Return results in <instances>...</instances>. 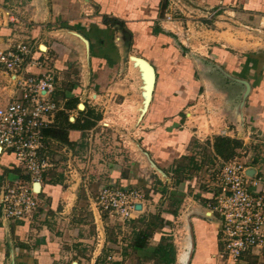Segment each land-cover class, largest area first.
Here are the masks:
<instances>
[{
  "label": "crops",
  "instance_id": "1",
  "mask_svg": "<svg viewBox=\"0 0 264 264\" xmlns=\"http://www.w3.org/2000/svg\"><path fill=\"white\" fill-rule=\"evenodd\" d=\"M179 1L182 14L170 21L165 19L168 0H0V49L25 41L48 52L58 109L54 124L45 131L66 133V143L45 133L55 141L50 151L54 166L43 178L37 210L29 218L0 221V264H84L85 257L93 264L100 256L110 220L97 210L94 196L108 184L136 183V165L140 170L143 165L106 134L91 137L87 133L92 127L71 128L68 122L92 120L84 97L94 94V100H102L114 91L125 93L117 86L129 67L137 75L141 99L130 124L140 127V136L129 138V143L162 183L168 176L177 178L178 186L167 190L168 198L172 191L182 193L177 214L166 218L175 227L182 218L181 227L189 236L179 264L264 261V246L236 262L222 261L217 255L218 223L205 210L211 199L209 169L221 160L212 148L214 136L241 140L235 154L240 156V149L246 148L245 159L253 161L249 170L255 168L264 178V0ZM197 8L226 9L236 19L220 16L196 22ZM191 12L195 16L188 17ZM137 58L154 70L149 96ZM74 61L80 63V79H66L60 87ZM17 96L10 75L0 68V105ZM201 106L208 120L193 133L185 127V116L193 107L202 112ZM98 123L106 127L102 129H116L115 123ZM3 155L0 166L7 170L14 159ZM122 157L130 160L123 163ZM160 229L167 231L164 225ZM159 236L156 229L147 239L148 248H133L136 257L152 261L151 248L159 246ZM177 257L175 249L174 264Z\"/></svg>",
  "mask_w": 264,
  "mask_h": 264
},
{
  "label": "built area",
  "instance_id": "2",
  "mask_svg": "<svg viewBox=\"0 0 264 264\" xmlns=\"http://www.w3.org/2000/svg\"><path fill=\"white\" fill-rule=\"evenodd\" d=\"M168 1L165 19L177 20L182 14L180 1ZM218 10L197 8L200 15L195 20L210 19ZM0 68L10 75L18 93L0 105V156L10 154L14 159L7 170L0 166V221L4 222L29 218L39 206L43 178L54 166L50 151L55 141L45 130L54 124L58 106L53 97L54 69L45 49L25 41L1 48ZM246 152L242 148L240 156L221 159L209 169L211 199L205 205L206 215L217 220L218 257L228 263L264 246V178L255 168L248 173L253 161L247 162ZM93 201L99 212L128 221L147 199L138 188L108 184L97 190ZM96 238L100 239L99 233Z\"/></svg>",
  "mask_w": 264,
  "mask_h": 264
},
{
  "label": "rangeland",
  "instance_id": "3",
  "mask_svg": "<svg viewBox=\"0 0 264 264\" xmlns=\"http://www.w3.org/2000/svg\"><path fill=\"white\" fill-rule=\"evenodd\" d=\"M207 9L213 10V8ZM190 15L195 16V13L191 12ZM220 16H222L223 19H236L235 17H233L234 15L229 12V10L226 12V9H220L217 11L214 17L207 20L208 22H212L213 20L218 19V17ZM248 40L252 41L253 39ZM75 62L76 61L72 63L68 74L66 75L64 73L63 78L65 77V79L64 81L61 80V84H59L60 87L65 84L66 79L73 81L80 79V63ZM120 78L122 79V81L118 82L119 86L117 87H119L120 90H124L125 93L122 94L118 93L117 91H114V96H107L106 99L102 100H94L93 96L88 98L84 97L82 99L84 100L83 104L85 106H88V116L92 118V120H90L91 122H93V124L88 127H92L93 129L91 130V133L88 132L87 134L88 136L93 137L95 133H97V136H99V133L101 132L102 134H106V138L115 141V146H117V148L120 147V149L125 150V152H127L126 154H129L131 150L133 158L138 160L137 164H141L143 166L140 170L137 168L136 165V170L135 168L134 170L135 172H139L140 175H138L136 183H133L132 185L126 187H134L142 190L147 199L145 205H154L150 206L149 209L147 206L144 212H141L138 215V218L128 221H122L116 216H112L108 213H105L104 215L106 217H109L110 221L108 223V226L106 227V237L104 239V244L101 249L100 256L96 258L93 264H160L157 263L156 258H153L152 261L137 258L136 253L134 252L133 247L131 245L134 233L137 229L152 230V232H154V229L162 227V225H164L167 232L171 234L172 241L175 240V244H173L175 245L176 253H178L176 263L179 264L180 256L184 250L183 246L188 243L187 241L189 240V236L186 237L185 230H183L181 227L183 222L182 218L178 219V226L176 227L175 224H172L171 220L166 219L171 215L177 214V207L179 204L175 203L174 200H170L167 197V190L173 186L177 187L178 181H176L177 178L173 180V177L171 178V176H168L169 182L167 181L166 183H162V179L160 180L159 177H157L154 173L150 171V169H147L145 160H143L141 157V153L134 149L131 143H129V138H135L138 140L140 136V127H130V124H133L135 121V105L137 106V103L139 105L141 99L138 96L139 91L136 86L138 83V79L135 71L131 67H129L126 74L124 73L122 76H120ZM112 83L113 82H109L107 83V85H111ZM80 102L81 101H79V103ZM195 102H193V104ZM80 107L82 108V105H80ZM201 107L202 112H200L201 109L193 107L189 111V114L191 112V115L185 116V127L193 133L196 130L195 126H198L200 122H206V120H208L207 112H205V106ZM79 116L80 113L76 115V117ZM99 121L105 123H115L114 126L116 127V129L110 127L106 130L102 129L106 127H102L101 124L98 123ZM5 155L6 154H4L3 156ZM125 160L129 161L130 159L129 157H122L123 163H125ZM211 167L212 166H210V168ZM156 214H160L162 218L158 217V215L156 216ZM90 259L91 257H85L83 263L89 264Z\"/></svg>",
  "mask_w": 264,
  "mask_h": 264
},
{
  "label": "trees",
  "instance_id": "4",
  "mask_svg": "<svg viewBox=\"0 0 264 264\" xmlns=\"http://www.w3.org/2000/svg\"><path fill=\"white\" fill-rule=\"evenodd\" d=\"M72 102V101H71ZM76 99L72 102L75 104ZM90 114V113H89ZM93 122H91L88 119H84L82 123H80L79 119H76L73 123L68 122V125L71 128H76V129H85L91 126ZM65 130H48L45 131V133L49 136H53L56 139L60 140L63 143H66V133L64 132ZM242 147V142L241 140L237 138H230L226 136H214L213 141H212V148L215 153L219 158L222 160H226L229 158H232L235 156V152L238 148ZM256 157V156H255ZM182 196V193L175 191H172L170 194V200H174V202H178L180 200V197ZM158 217L162 216L158 214ZM160 236H159V241L160 244L159 246H155L151 248L153 257L156 258L157 263L160 264H174L175 263V247L173 245V241L171 238V234L167 231H163L159 228ZM156 230V229H154ZM152 230H141L138 229L134 233V237L132 239V247L134 249H146L148 248L147 244V239L148 237L152 234ZM159 249H163V252H159Z\"/></svg>",
  "mask_w": 264,
  "mask_h": 264
},
{
  "label": "water",
  "instance_id": "5",
  "mask_svg": "<svg viewBox=\"0 0 264 264\" xmlns=\"http://www.w3.org/2000/svg\"><path fill=\"white\" fill-rule=\"evenodd\" d=\"M136 61L140 64V66L144 69L145 75H146V93L149 96L153 85H154V81H155V75H154V70L153 67L147 63L145 60L141 59V58H137ZM249 174L253 173V169L248 171ZM135 208L140 209L141 206L140 204H136Z\"/></svg>",
  "mask_w": 264,
  "mask_h": 264
}]
</instances>
